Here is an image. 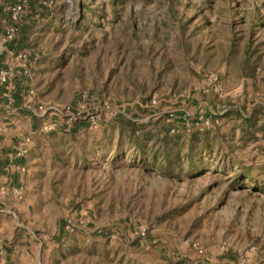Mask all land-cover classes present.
<instances>
[{"label":"rangeland","instance_id":"rangeland-1","mask_svg":"<svg viewBox=\"0 0 264 264\" xmlns=\"http://www.w3.org/2000/svg\"><path fill=\"white\" fill-rule=\"evenodd\" d=\"M43 1L10 67L38 120L20 147L36 251L17 264H264V54L240 32L264 0Z\"/></svg>","mask_w":264,"mask_h":264},{"label":"crops","instance_id":"crops-1","mask_svg":"<svg viewBox=\"0 0 264 264\" xmlns=\"http://www.w3.org/2000/svg\"><path fill=\"white\" fill-rule=\"evenodd\" d=\"M6 25L4 18L0 19V32ZM240 27L247 42L244 51L249 50L248 44L252 42L257 47L256 54H264V5L255 13L251 24L246 23ZM19 49L14 41L0 45V71L16 65L15 57H12ZM8 50H11V55ZM15 71L14 88L9 93L11 98L2 95L4 88L0 86V257L3 264L32 261L36 251L34 243L28 241L32 234L31 228L36 227V212L25 190L31 180L33 162L29 152L23 155H18V152L24 136L33 138L38 120L21 103L27 81L20 77L18 68ZM8 191L12 196L7 194ZM64 236L63 225L60 223L58 237Z\"/></svg>","mask_w":264,"mask_h":264},{"label":"built area","instance_id":"built-area-1","mask_svg":"<svg viewBox=\"0 0 264 264\" xmlns=\"http://www.w3.org/2000/svg\"><path fill=\"white\" fill-rule=\"evenodd\" d=\"M26 0H17L14 4L7 7V12L9 13V19L11 21V24H7L4 29L0 32V45L3 46L5 44L11 43L15 36L18 33V28L16 26V22L18 21V18L20 14L26 9ZM46 1L44 0L42 4L44 5ZM8 54H12L11 50H8ZM16 58L19 60V66L24 70V72L27 70V52L24 50L19 51L16 54ZM13 78L14 74L12 72V69L10 67H6L0 71V86H3L4 91L2 92V95L4 97H10L9 93L13 89ZM41 109V107H38ZM72 115H70L68 121H71ZM90 122H93L92 119L89 120ZM201 124L207 125V122H202ZM197 125V124H195ZM55 124L50 122H45L43 124V129L45 131L52 130L54 128ZM187 126V124H186ZM27 150L20 149L18 152V155H23L26 153ZM64 231L68 232L71 231V222L66 221L63 226ZM143 235V233H141ZM0 253H1V245H0ZM0 264H3V261L0 257Z\"/></svg>","mask_w":264,"mask_h":264},{"label":"trees","instance_id":"trees-1","mask_svg":"<svg viewBox=\"0 0 264 264\" xmlns=\"http://www.w3.org/2000/svg\"><path fill=\"white\" fill-rule=\"evenodd\" d=\"M41 1H42V0H28V3H29V6H30V7H34L35 5H37V6L40 7L41 11H43V10H42V6H40V2H41ZM77 126H78V124L74 125L73 128L76 129ZM191 136L193 137V138L191 137V138H192V141H194V140L197 139V138H200V136H199L198 134H196V132H192V135H191ZM207 147H208V146H207ZM205 150H206V149H205ZM205 150H202V152L205 151ZM200 154H201L200 152L194 153V151H193V146L191 145V141H190L189 148H188V152H187V158H188V160H189V162H190V168H191V169H193V170H196V169H197V168H195V166H194V164H196V163L199 164V166L202 168V165H203V164H202V162L198 159V157H199ZM176 156H177V155H174L173 158H170V157H168V155L166 154V158H165V160H167L166 164H168V165L173 164L174 161H175V159H176ZM262 172L264 173V170H263ZM252 173H259V170H258V169H256V170L246 169V170L244 171V174L247 175V176H251ZM63 226H64V224H63Z\"/></svg>","mask_w":264,"mask_h":264}]
</instances>
